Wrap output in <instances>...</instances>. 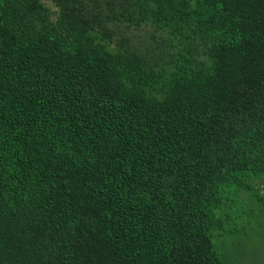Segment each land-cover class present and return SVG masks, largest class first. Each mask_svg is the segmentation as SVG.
Listing matches in <instances>:
<instances>
[{
  "label": "trees",
  "instance_id": "1",
  "mask_svg": "<svg viewBox=\"0 0 264 264\" xmlns=\"http://www.w3.org/2000/svg\"><path fill=\"white\" fill-rule=\"evenodd\" d=\"M261 196L264 0H0V264H223Z\"/></svg>",
  "mask_w": 264,
  "mask_h": 264
},
{
  "label": "rangeland",
  "instance_id": "2",
  "mask_svg": "<svg viewBox=\"0 0 264 264\" xmlns=\"http://www.w3.org/2000/svg\"><path fill=\"white\" fill-rule=\"evenodd\" d=\"M261 197L240 202L236 224L225 221L223 230L214 237L223 264H264V196Z\"/></svg>",
  "mask_w": 264,
  "mask_h": 264
}]
</instances>
